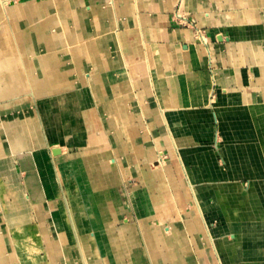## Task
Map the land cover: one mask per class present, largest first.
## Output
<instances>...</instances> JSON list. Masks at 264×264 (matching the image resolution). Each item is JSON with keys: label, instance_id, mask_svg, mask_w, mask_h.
Wrapping results in <instances>:
<instances>
[{"label": "crops", "instance_id": "obj_1", "mask_svg": "<svg viewBox=\"0 0 264 264\" xmlns=\"http://www.w3.org/2000/svg\"><path fill=\"white\" fill-rule=\"evenodd\" d=\"M0 264H264V0H0Z\"/></svg>", "mask_w": 264, "mask_h": 264}, {"label": "rangeland", "instance_id": "obj_2", "mask_svg": "<svg viewBox=\"0 0 264 264\" xmlns=\"http://www.w3.org/2000/svg\"><path fill=\"white\" fill-rule=\"evenodd\" d=\"M179 9V8H178ZM178 9H176V13H178ZM179 18H177V22H180L183 26H186V27H191L192 29H194L195 32H202L204 31L203 29H199L195 26V22L190 20V21H183L185 18L184 17H181L180 14L178 16ZM184 18V19H182ZM186 20V19H185ZM68 223V222H67ZM68 225V224H67Z\"/></svg>", "mask_w": 264, "mask_h": 264}, {"label": "water", "instance_id": "obj_3", "mask_svg": "<svg viewBox=\"0 0 264 264\" xmlns=\"http://www.w3.org/2000/svg\"><path fill=\"white\" fill-rule=\"evenodd\" d=\"M59 152V150H54V153L57 154Z\"/></svg>", "mask_w": 264, "mask_h": 264}, {"label": "bare ground", "instance_id": "obj_4", "mask_svg": "<svg viewBox=\"0 0 264 264\" xmlns=\"http://www.w3.org/2000/svg\"><path fill=\"white\" fill-rule=\"evenodd\" d=\"M179 16V13H177V17ZM179 18V17H178ZM201 36V35H200Z\"/></svg>", "mask_w": 264, "mask_h": 264}, {"label": "built area", "instance_id": "obj_5", "mask_svg": "<svg viewBox=\"0 0 264 264\" xmlns=\"http://www.w3.org/2000/svg\"><path fill=\"white\" fill-rule=\"evenodd\" d=\"M199 33V32H198Z\"/></svg>", "mask_w": 264, "mask_h": 264}]
</instances>
